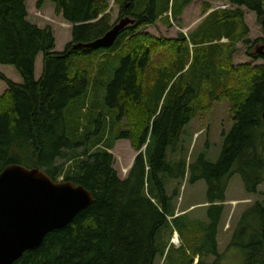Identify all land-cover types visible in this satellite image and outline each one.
<instances>
[{
	"label": "trees",
	"instance_id": "obj_1",
	"mask_svg": "<svg viewBox=\"0 0 264 264\" xmlns=\"http://www.w3.org/2000/svg\"><path fill=\"white\" fill-rule=\"evenodd\" d=\"M52 1L73 25L61 52L53 28L29 20L27 0H0V64L22 77L16 82L0 71L8 85L0 93V173L11 164L39 168L56 182L85 187L94 202L14 264H157L166 253L165 264H193L196 256V264L207 256L219 264L217 236L231 178L240 174L251 194L264 182V48L248 52L262 64L233 62L237 44L251 43L243 7L257 14L264 31V0H216L231 7L211 12L205 3L203 21L171 39L143 28L159 21L172 26L194 0H115L118 21L133 23L112 47L100 49L77 45L114 26L110 1ZM39 54L44 68L37 79ZM222 99L230 102L234 125L223 132L219 159L202 154L188 163L186 126ZM126 137L139 153L123 179L110 150ZM187 171L188 182L207 183L206 221L176 216ZM177 179L181 185L170 193ZM176 232L183 239L177 249ZM230 246L245 250L244 264H264V201L244 213Z\"/></svg>",
	"mask_w": 264,
	"mask_h": 264
},
{
	"label": "rangeland",
	"instance_id": "obj_2",
	"mask_svg": "<svg viewBox=\"0 0 264 264\" xmlns=\"http://www.w3.org/2000/svg\"><path fill=\"white\" fill-rule=\"evenodd\" d=\"M28 1V0H27ZM110 1V10L113 16L112 24H117L119 16V7L116 6L115 0ZM52 0H45V5L39 8L38 0H29L27 9L29 20L37 24L40 28L51 26L56 39L57 50H64L66 45L72 40L73 25L67 22L62 16L56 14L52 8ZM205 3L212 4L209 10L231 7L229 4L216 0H194L184 11L179 21H173L172 26H167L159 21L156 25H150L143 28V32H148L155 37L176 38L180 32L189 34L194 30L209 13H205ZM54 4V3H53ZM55 5V4H54ZM56 7V6H55ZM245 21L249 26L250 32L247 36L251 40L249 45L239 42L238 50L234 53L233 62L238 66L243 63H249L253 66L263 63L262 58H256L249 55V51L253 55H258L263 51L264 43L256 42L259 38L264 37V31L258 22L257 14L245 7ZM222 42H228L223 38ZM44 64L43 54H39L36 61L37 77L40 75L39 68ZM2 70V71H1ZM1 72L13 81H21L22 77L18 71L11 65H2ZM8 89L5 81L0 79V93H4ZM234 125L231 115V105L227 99L213 101L211 106L205 111L200 112L186 126L185 144L190 150L188 163L197 160L202 154L211 161H217L223 149L224 136L223 132H229ZM124 131H129L128 119L124 120ZM115 158V168L121 178H126L133 166L134 159L139 153L132 145L130 138H121L116 141L115 147L110 150ZM192 159V160H191ZM190 171H187L186 179L181 187L180 197L177 199V214L188 213L192 220H207V183L205 180H199L196 183L188 182ZM59 180H62L60 178ZM181 180H173L169 183V192L172 193L176 187H180ZM226 202L224 203V214L219 227L218 243L219 252L223 255L219 264H244L246 261V252L239 247H231L230 244L236 233L237 227L244 213L259 201H264V182L259 186L258 194L248 193L245 189L244 182L240 174H235L228 185L226 193ZM178 235L177 240L172 241L174 248H179L183 244V239ZM174 234V236H175ZM174 238V237H173ZM191 254V253H190ZM199 257L193 259V264L199 262ZM216 261V257L207 256L204 258L205 264H212ZM157 264H165V257L160 259Z\"/></svg>",
	"mask_w": 264,
	"mask_h": 264
},
{
	"label": "water",
	"instance_id": "obj_3",
	"mask_svg": "<svg viewBox=\"0 0 264 264\" xmlns=\"http://www.w3.org/2000/svg\"><path fill=\"white\" fill-rule=\"evenodd\" d=\"M132 23L133 19L124 18L103 37L77 46L110 48ZM93 202V194L81 185L56 182L39 168L7 166L0 173V264H14L27 251L41 246L49 233L68 226Z\"/></svg>",
	"mask_w": 264,
	"mask_h": 264
},
{
	"label": "crops",
	"instance_id": "obj_4",
	"mask_svg": "<svg viewBox=\"0 0 264 264\" xmlns=\"http://www.w3.org/2000/svg\"><path fill=\"white\" fill-rule=\"evenodd\" d=\"M29 1V0H28ZM27 1V2H28ZM44 5H45V3H44ZM43 5V6H44ZM27 7H28V5H27ZM52 8H53V10L55 11L56 10V7H55V5L53 4V2H52ZM71 30H72V26H71ZM71 34H72V32H71ZM61 51H63V50H57V52H61ZM41 63H42V66L39 68V72H40V75H38L39 77H37V66H36V78L38 79V78H40L41 77V75H42V73H43V68H44V64H43V61H41ZM1 64H0V70H1ZM2 71V70H1ZM17 82H21V81H17Z\"/></svg>",
	"mask_w": 264,
	"mask_h": 264
},
{
	"label": "bare ground",
	"instance_id": "obj_5",
	"mask_svg": "<svg viewBox=\"0 0 264 264\" xmlns=\"http://www.w3.org/2000/svg\"><path fill=\"white\" fill-rule=\"evenodd\" d=\"M177 238H178V235L176 234V235L174 236V240H173V241H179V240H177Z\"/></svg>",
	"mask_w": 264,
	"mask_h": 264
}]
</instances>
